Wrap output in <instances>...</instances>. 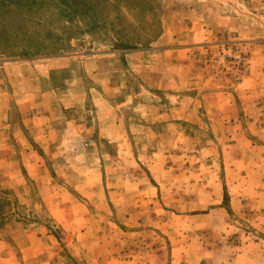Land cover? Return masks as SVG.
Wrapping results in <instances>:
<instances>
[{
    "label": "rangeland",
    "instance_id": "1",
    "mask_svg": "<svg viewBox=\"0 0 264 264\" xmlns=\"http://www.w3.org/2000/svg\"><path fill=\"white\" fill-rule=\"evenodd\" d=\"M0 264H264V0H0Z\"/></svg>",
    "mask_w": 264,
    "mask_h": 264
},
{
    "label": "trees",
    "instance_id": "2",
    "mask_svg": "<svg viewBox=\"0 0 264 264\" xmlns=\"http://www.w3.org/2000/svg\"><path fill=\"white\" fill-rule=\"evenodd\" d=\"M2 202L4 201L0 199V229L6 225L7 220L10 218L9 213H6Z\"/></svg>",
    "mask_w": 264,
    "mask_h": 264
}]
</instances>
